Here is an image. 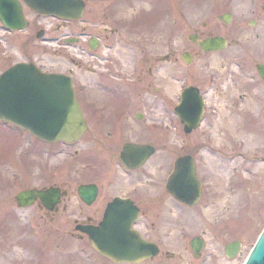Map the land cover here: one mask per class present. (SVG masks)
I'll list each match as a JSON object with an SVG mask.
<instances>
[{
  "label": "rangeland",
  "instance_id": "1",
  "mask_svg": "<svg viewBox=\"0 0 264 264\" xmlns=\"http://www.w3.org/2000/svg\"><path fill=\"white\" fill-rule=\"evenodd\" d=\"M83 1L85 12L79 26L91 33L90 19L102 21L104 17L102 22L111 29L108 43L115 44L121 60H140L144 71L147 62H154L156 92L151 91L152 96L175 106L181 90L193 86L205 101L203 122L190 135L182 133L174 114L170 118L165 113H148L142 121L151 125V131H143L142 140L155 133L152 143L159 150L139 172L147 179L141 192H149L151 176L157 177L155 189L160 193L164 175L171 172L170 160L183 154L193 156L201 182L202 200L193 209L163 201L153 237L163 248L177 250L200 235L204 264H243L264 226V83L255 71V64L264 63V0ZM224 12L232 15L226 25L217 21ZM23 14L29 23L25 31L7 33L0 26V73L14 63L30 61L44 71L82 70L81 80H86L85 64L74 65L87 58L79 56L77 49L58 48L52 42L68 29H58L59 21L38 17L25 7ZM252 19L255 23L249 26ZM40 29L44 36L36 40ZM190 34L221 36L227 47L202 54L187 40ZM184 51L192 55L189 65L179 58ZM79 101L86 111L90 100L81 94ZM94 101L95 105L102 102ZM87 142L85 134L74 146L34 147L24 133L0 126V264H92V249L74 226L86 222L91 209L99 210L102 199L93 208L75 206L70 212V198L66 209H59L52 220L36 205L18 208L14 201L19 192L41 189L54 181L70 185L71 190L95 180L102 184L108 176L101 174L98 180L80 164L91 161ZM27 144L36 148L34 152L25 150ZM42 148L47 151L39 152ZM74 150L79 151L72 157L78 163L72 165L69 157ZM63 161H69V166L52 175V168ZM115 164L111 165L114 169ZM108 165L101 164L100 169ZM231 241L241 242V249L229 260L223 248Z\"/></svg>",
  "mask_w": 264,
  "mask_h": 264
},
{
  "label": "water",
  "instance_id": "2",
  "mask_svg": "<svg viewBox=\"0 0 264 264\" xmlns=\"http://www.w3.org/2000/svg\"><path fill=\"white\" fill-rule=\"evenodd\" d=\"M22 1L39 16L77 20L83 12V3L80 0ZM0 23L10 31H22L26 28L27 22L23 18L18 1L0 0ZM42 34L43 32L39 31L36 38H40ZM188 39L194 42L196 35H190ZM198 47L203 52L217 51L225 47V41L221 38L207 39L198 44ZM181 58L187 64L190 62V55L187 53L181 55ZM256 70L264 79V66H257ZM174 112L183 124L186 134L194 130L202 114V102L198 92L192 88L184 90L181 102ZM0 120L13 124L48 143L74 142L86 129L73 96L70 80L60 75L42 74L32 64L24 63L14 65L0 75ZM131 150L140 161H128L122 154L120 162L128 169L139 167L152 153L147 146H135L131 147ZM166 190L177 201L187 206L197 203L200 184L190 156L176 159ZM78 192L87 205L93 201L94 186L81 187ZM55 194V189L45 192L27 191L18 194L15 200L18 206L26 207L38 198L48 210H51L56 203ZM118 202L115 200L110 206L107 216L99 227L77 226L76 229L87 234L95 251L117 263H135L140 255L153 256L156 251L149 250L148 247H139L140 238L131 231L137 210L130 207L121 209L117 206ZM190 244L194 252H198L201 248V243L198 241H191ZM238 249L239 244L232 243L226 246L225 254L228 258H232ZM244 264H264V228Z\"/></svg>",
  "mask_w": 264,
  "mask_h": 264
},
{
  "label": "flooded vegetation",
  "instance_id": "3",
  "mask_svg": "<svg viewBox=\"0 0 264 264\" xmlns=\"http://www.w3.org/2000/svg\"><path fill=\"white\" fill-rule=\"evenodd\" d=\"M252 13H254V10ZM224 14L229 15L230 19L232 18V15L228 12H224L217 17ZM101 19L103 21L105 18L101 17ZM102 21L100 19H90L88 28H91V33L86 28L79 26L81 21H59L60 26L58 29H68V32L52 39V42L58 48L72 47L77 49L79 56L87 58L82 62H79L80 60L76 61L74 65L77 68L82 66L81 63L85 64L86 70L84 73H86V80H81L83 79V75L80 73L82 70L79 73L72 69H67L66 72L50 71L49 73H62L69 76L77 100L81 99V94L90 100L87 103L88 107L84 115L87 126L85 134L88 135L85 150L88 152L89 158H91L87 166L88 170L96 175L103 174L108 176L111 172L110 168L101 170L99 166L101 164H109L112 167V163H118L119 154L124 144H147L155 148L154 155L157 153L159 150L158 146L152 143V140L156 139L155 133H152L155 137L149 135V140H142L143 131H151L150 121L135 123L134 118L136 115H140L143 121L146 120V114L148 113L162 114L160 106L164 99L163 97L158 99V97L150 94L151 91L156 92L153 87V83L156 82L155 72L153 71L154 62H147V69L144 71L142 69L144 65L140 60H121L117 54L115 44L108 43L111 29L107 28L108 25H105ZM254 23L255 20L252 19L249 21V26H253ZM204 25L202 24L203 27ZM71 28H74L75 31L71 30ZM207 37L211 36L208 35L199 39L203 40ZM70 41L72 43L68 44ZM126 73L128 74L127 76ZM94 100H102V102H100V105H95ZM168 106L172 110L171 104L166 105V115ZM78 153V150L74 151L75 155ZM151 158L147 161L148 163ZM113 173L124 177L122 179L124 191L121 190L122 187L120 190L116 188V192L111 194L110 192L113 191L111 188L114 187L113 182L107 180L105 183L106 193L101 195V191H98L93 204L97 202L98 198H101L103 200V206L101 207L103 211V208L113 198L121 197L131 200L137 207L139 215L134 226L136 231L145 240L155 243L158 248L155 256L141 260L137 264H191V258L193 264H204L202 251L197 254L199 256L195 259L189 241L186 245H183L185 248L173 250L169 249L167 245L163 248L159 241L157 242L153 237V228L158 222L160 223L161 218L159 216L163 213L160 208H163V201L169 203V195L153 192L154 189L151 185L149 192H147L149 194H143L141 191L147 181L145 175L141 176L140 174L137 180H130L128 178L132 173L130 171L122 169V173H120L115 168ZM134 173L136 174L137 172L134 171ZM149 180H151V176H149ZM51 185L60 189V203L55 214H58L59 209H66L70 198H72V201L68 208L72 207L76 198H78L76 193H74V189L71 190V186L66 183H52ZM136 186L137 188L135 189ZM63 201L66 203L65 205H61ZM169 204L171 206V203ZM102 211H97L96 209L90 211L89 214L85 215L86 222L84 223L96 225L101 219L100 214H102ZM44 215L50 216V220L54 216L47 213H44ZM194 237L201 239L200 235ZM92 264L114 263L96 255L92 259Z\"/></svg>",
  "mask_w": 264,
  "mask_h": 264
}]
</instances>
